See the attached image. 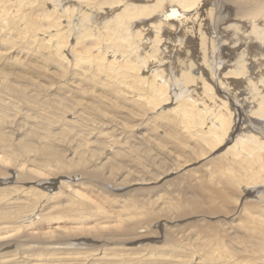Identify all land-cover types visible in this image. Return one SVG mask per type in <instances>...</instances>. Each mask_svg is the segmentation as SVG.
Returning <instances> with one entry per match:
<instances>
[{"label": "rangeland", "instance_id": "rangeland-1", "mask_svg": "<svg viewBox=\"0 0 264 264\" xmlns=\"http://www.w3.org/2000/svg\"><path fill=\"white\" fill-rule=\"evenodd\" d=\"M19 1L20 0H10L8 2L7 0H0V10L4 11V9H5V11H4V17L5 18H6V16H7V18H10L11 16L15 15V16H17V18L20 19L21 22H24V21H26V19L23 18V16L26 15V12L28 14V18H29V15H31L30 16V18H31V17H33L32 15L36 14L38 16L39 14H42L43 11L46 12L49 10L50 11L56 10L57 12L60 13V15L63 16V17H61L60 20H61V22L63 21L62 23H64L63 25L66 27V29L64 27L66 35H68L70 33L71 38L69 40V44H72L71 47L75 45V43H76L75 39H77L76 37L83 36L84 31L87 30V27H85V26H83V27H85L86 30H84L85 28L83 29L80 27L82 23L76 24L77 23L76 21L71 20V26L74 25L73 27L70 26V28H69V30L72 28L71 30H72L73 34H71V32L68 31L67 26L65 25V23L67 24V22H68L67 19L69 20V16L67 15V13L69 14L73 10V11H75L74 16H76V15H80L81 12H83L84 9H81L78 7L77 8L71 7L78 0H67V1L61 0L62 2H58L59 0H33L34 1L33 3L36 2L35 4L37 5V7H39L42 10V12H41V10H39V8L35 7V5L33 6L32 2H30V0H21L20 1L21 3ZM114 1H116V0H106L105 2L104 1H99V2H103L104 4H106V3L110 4L112 2L114 3ZM117 1H119V0H117ZM120 1L123 2L122 0H120ZM127 1H130V2L136 1V4H139L141 0H127ZM149 1H150V4L153 3L152 0H149ZM233 1H235V0H201V2L199 3L200 7L199 6L195 7V10L200 8V10L204 11L203 14L201 15V17H199V16L197 17L198 20H200V18L203 20L202 23H204L206 21H210V19H209L210 18L209 17L210 11L209 10L211 8H212L211 10L215 11L214 15L216 14V11H217V13L220 14V17H222V18L226 17L225 20H222V26L221 27L227 26L228 32L225 33L226 34V36L224 37L225 39L221 40V43L224 42V40H225V44L227 46L229 45V47H230V45L234 44L235 39H237L238 36L242 33L240 31V29L245 30L244 38H247V39H248V36H247L248 29L251 30L250 21L248 19H245V21L248 20V22L246 21L247 23L245 22L246 23L245 24L243 22L244 19L242 17H240V15L239 16L236 15V6H235V4H232ZM17 2L20 3V6H19V3H17ZM37 2H38V4H37ZM51 2L54 5L53 4L50 5L49 3H51ZM213 3H215V4H213ZM224 3L227 4V6H231V8L229 10H226L224 7L225 6ZM145 5H148V3H145ZM26 6H27V8H26ZM118 6H120V7L123 6V3H120V5L119 4L105 5L102 9V12L100 11V13L98 15L101 16V14L103 12H107L109 10H114V9H117V11H115V13H117V12H119V10L121 11L123 9V7H121L122 8L121 9ZM24 7H25V9H24ZM62 7H64V8L62 9ZM67 7L69 8V10ZM174 7H177V6H174ZM28 8L30 9L29 10L30 12L32 11L31 12L32 14L31 13L29 14L28 10L26 11V9H28ZM169 8H170V6H169ZM20 9H22V10H20ZM45 9H47V10H45ZM7 10H8V12H7ZM38 12H39V14H38ZM161 12L162 11H160L159 13L157 12V14H155V17L153 15V17H150L149 19L145 20L146 26L144 27V30L145 31L147 30L145 33H147V35H149V37H151L152 35L154 36L156 34V32H155L156 29H155L154 25L156 23H158L157 17L159 16V14ZM10 13H11V16L9 15ZM22 13L24 14L23 16L21 15ZM115 13L108 15L107 18L105 17V14L103 13L104 16L102 18L100 17V19H99L100 21L98 22V25L96 28L94 27L95 25L93 24L94 23L93 21H95L96 16L93 17L95 19H93V18L91 19L92 24L89 21L90 28H93L97 31L98 26L99 27H100V25L102 26V24H104L110 18L113 19L111 16L114 15ZM64 15H67V17H65ZM211 15H212V13H211ZM207 16H208V19H207ZM20 17H22L23 19ZM62 18H63V20H62ZM260 20L262 21L263 19L259 18L257 21H260ZM237 24L240 27H238ZM248 24H249V26H248ZM165 26L167 27V30L165 29L166 27L164 28L165 30H163L165 39L167 36L169 37L170 32L168 31V29L170 31L172 30L171 32L175 31L176 34H173L172 36H175V35H177V33H179L177 28L174 29L175 27H172V26L170 27L169 25H165ZM233 26H237L238 28H240V29H238V31L241 33H238L237 29L233 30V29H235V27H233ZM134 28L135 27H132V29H134ZM82 30H84V31L82 32ZM81 32H82V34H81ZM236 32H237V36L235 35ZM12 34H7V35H12ZM189 35H192V34L189 33ZM198 37H199L198 34L193 33L192 39L189 37L187 38V43L188 44L190 43L189 47H183L185 45L184 43L180 47L182 39L181 40L177 39L176 42H172V40H171L170 42L168 41L166 43L168 44V46L173 44V47L176 48L174 50V52H176V50L180 51V52H178L181 54L180 59H184L186 57L185 51L190 49L189 57H193V60L198 62V59H200L199 55H200V49H201V41H200V39H198ZM212 37L216 39V33L214 31L212 32ZM165 39L163 40L161 47H163V43L165 42ZM175 39H176V37H175ZM5 41L6 40H4V41L1 40V35H0V52H3L2 57L6 56V57H4L5 59L3 58V60H1V61L4 62V60H6L9 57L8 58L9 60L8 59H7L8 61L6 60L9 63L7 65L8 69L6 70V68H4V70H6L9 73L12 72V74L16 75L15 77L13 75H11L12 76L11 78L14 79L13 80V86L16 85L15 87H17V88H19L18 86H20V87L22 86L23 88H31L34 86V84H36L37 86L38 85L42 86V88L44 90L36 91L35 90L36 86H34V89H30L26 93V95H27V98L25 99L26 103H23L22 101H19L18 99H16L15 101L8 100V98H10V95H9L10 91L7 90V87L5 89V92H3V93L1 92L4 96L2 94H0V97H2V99L6 98V100L5 99L2 100V105L0 107V121H1L0 122L1 123L0 124V130L4 133L0 136V144H3L2 146L0 145L1 146L0 150L1 149L3 150V148L5 147L3 151L2 150L0 151V152H4V153H0V156L2 155L1 156L2 158H3V156L5 157V159L4 158L1 159V157H0V160L1 161L3 160L2 162L0 161V166H1L0 167V172H1L0 173V189H3L5 187H7L8 185L13 184L15 182L14 181L15 176L13 174L7 175L8 173H5L7 166L12 167L15 164L16 166L14 165L15 166L14 170H17L18 173H21V172L28 171V170L31 171L32 169H34V165L37 163L35 165L37 170L39 172L42 171V172L47 173V174L45 173V175H44L45 177L41 176L42 178H44L42 180L43 181L45 180L44 184L47 180L48 181H54L52 183H56V186H53L51 188L52 192H56L59 189L65 190V191L56 195L55 198H51L52 200L51 199L49 200L47 208L52 207L51 211H53V212H51V211L48 212V210H45L44 212H45V215L47 212V216H45V219H43L39 223H38L39 219H38V221L37 220L34 221L35 215H36L35 211H33V212L30 211L29 212L30 214L29 213L23 214L20 210H17L16 212H12L13 208L10 206L15 205L16 203H11L10 200H8V197H6V195H9L8 192H4L5 191L4 189H3V193H1V191H0V196L2 195L0 197V212L2 211L0 213V236H1V238H0V264H264V226L262 228V231H261V229L259 230L257 228V226L259 224V220H261L262 217H264V215H262V214H264V190L258 191V189L256 188V187H261L260 184H262L263 185L262 187L264 188V169L260 168L261 165L263 164L262 162H264V152L263 151H259V153L263 152V154L261 153L262 159L260 161L254 162L253 163L254 165H252V163H251V166H253L252 169H254L253 171H255V174L259 175V179H257L256 182L255 181L251 182V183H253L251 185V184H249V182H246V180H245L247 177V173H245V170L242 166L243 163L246 164V162H245L246 160H244L245 157L247 159H249L252 156L251 153H249L247 151H243V152H246L247 154L241 152L242 156H245L243 158L244 161L241 160V158H239V160L234 159V158H230L233 156H230L227 154H226V156L224 155V153L228 147V144H229V143H226V141H225V144L222 143V145L218 146L217 149L212 150V147L211 148L206 147V144L204 142H202V139L200 138V136H197L195 134H189V130L187 128L183 127L181 121L179 122L181 125H178V120L173 118V116H176V115H175V112H173L172 108L177 106V104H175L174 99H178V97H179V100H183L184 96H183V98H181L182 92L177 86H176V90H175L177 92L174 91V93H176V94L179 93L178 95H176V94L173 95L171 93V95H173V96L171 97V99L169 101L165 102L161 106H158L159 108L157 107V109L156 108L150 109V111L148 113H146L143 110L150 108V106H146V107L143 106V108H142V107H140L141 105L139 106V105L131 102V100L128 98V96L124 95V94H123L124 97L121 96L120 99L119 98H117V99H115V98L114 99L113 98H104L105 102L102 100L103 102L101 104V107L99 106L102 109H100L99 111L101 112V110H102V112L104 114H107L108 116L105 115L106 116L105 117L104 114L99 115L101 118L99 116L97 118V116L95 114L93 115V113L91 112L93 110H89V108L85 109L86 106H84V104L82 102H80V105H78L76 107V109L77 110L79 109V111L83 115L82 119L75 118L74 114H70V113L66 112V111H68V110H66V111H62V112H64V114L61 115V117L58 119V122H57V124H59V125L61 123H68L70 125V127L65 126V128L68 127L70 129L71 133L69 132L68 134H64L67 137H65L60 132V130H53L55 132L54 133L50 129V126H51L50 121L41 120V118H39V114H37V113L38 112L43 113V111H41V110L46 109V107H47V110H49V108H50L49 95H50V92H54V90H51L52 89L51 86H55L57 84V82H59V84H62V81H60V80H62L61 76H59V75L54 76L55 78H57V79H55L52 76V72H51L53 70V67L46 66V65H43V67L41 66V68H37L38 70L35 72H31L30 70L28 71V69H26V68H28L29 65L26 66V64L23 66V67H25V69H22V70L19 69L18 66L13 65L12 63L22 61L24 58H22L21 56L18 57L17 52L15 51L14 48L10 49V48L5 47L4 46ZM149 43H150V41H149ZM149 43H147V44L149 45ZM258 43L260 44L259 41H258ZM244 45H245V42L240 44V47L237 51L240 52L243 48H245L246 46H244ZM167 51H168V48H167ZM6 52H8V53H6ZM195 53H197V54H195ZM234 53L231 54V56H234ZM14 54H15V56H14ZM164 54H163L164 56L171 55V53H169V52L164 53ZM108 56H110V55H108ZM10 58H13V59H10ZM233 60H234V58L232 59V61ZM199 61H201V60H199ZM217 63L218 62L213 63L216 68L218 67V65H216ZM233 63H234V61H233ZM262 63H264V58L262 59ZM249 64H250V62L248 63L247 68L249 71H251V68H250L251 65H249ZM10 65L11 66L13 65L11 69L9 68V67H11ZM197 67H198L197 65L193 66L194 72L198 71ZM232 70H233L232 66L231 67L230 66L229 67L224 66L222 68L220 67V69L218 70V74L221 73V75L219 78H217V81L220 78L225 77L226 74L231 73L230 71H232ZM15 71H17V72L15 73ZM18 71H20L22 74H25L23 76H25L27 78L31 77L34 80L30 81V80H27L25 78H20L21 73L19 72L20 73L19 74ZM61 74H62V72H61ZM62 76H63V74H62ZM226 77H227V79H229L231 81V79H232L231 76H226ZM53 78H54V80H53ZM58 78H59V80H58ZM100 78H101V76H100ZM100 78H97L98 83L95 82V84L93 86L87 85V84H82L80 82V84L78 85V90H77L78 92L79 91L80 92L79 93L74 92L73 95H75V96L80 95L79 96L80 98H78V96H76V98L80 99L82 101L84 100L83 102L89 101L88 103L90 105H92L91 101L89 99L91 97H93V95L102 96L103 92L104 91L106 92L112 84V83H110L111 78H110V81L107 83L103 77L101 79ZM16 79H18V80H16ZM49 79H50V81H49ZM66 80H67V78H66ZM101 80L105 81L104 83H106V85L105 84L103 85L101 83L102 82ZM242 80L243 81H241V82H244L243 86H245L246 85L245 84L246 77H242ZM0 83L2 85L1 80H0ZM211 83H213V82H211ZM100 84H102V85H100ZM219 84H220L219 81L216 84V80H215V83H213V85H214L213 87L215 88V89L213 88L214 93L219 94V91L224 90V89H225V91L230 92L233 90V87H234L233 85H231L230 88H224L223 86H221V84L220 85ZM112 85H114V84H112ZM201 85L202 84L199 83L198 86L196 84H192L190 86L189 89L192 91L191 99L194 100L196 98V99L201 100V101H197L198 104L202 103L204 100L207 101L206 103H210L211 99L209 98V96H207L206 93H201V89H200V87H202ZM261 86L263 87V85H261ZM218 87L221 90H219ZM2 88L4 89L5 87H3V85H2ZM81 88H83V90ZM102 88H104V91ZM105 89H107V90H105ZM229 89H231V90H229ZM85 90H87V93L85 92ZM262 90H263V88H262ZM105 92H104V94H105ZM198 93H201L202 95H198ZM111 94L116 95V93H114V92ZM220 94L222 95L221 92H220ZM73 95L71 94V96H73ZM183 95H185V94H183ZM81 96H83V97H81ZM125 96H127V98H125ZM222 96H224V95H222ZM46 97H47V99H45ZM42 99H43V101H41ZM44 99H45V101H44ZM186 99H189V98H186ZM3 101H4V103H3ZM5 101L6 102L8 101L7 102L8 104ZM119 101H120V103H119ZM107 102H108V104H107ZM5 103L7 105H9V107ZM10 103L13 104V105H11L12 107L10 106ZM119 104H120V106H119ZM134 104L136 107L140 108L141 111H140V109L138 110L134 106ZM179 104H181V102H179ZM5 105L7 106V108ZM16 105H17V107H16ZM40 105H42L44 108ZM229 106L231 109L232 104L229 103ZM2 107H3V109H2ZM35 107H37V108H35ZM243 108L245 109L246 113L240 117V120L237 123L238 126L235 124V122H232V119H233V121L236 119L234 114H232L233 117H231V124H230V128H229L230 132L232 131V129H235V127L239 128V131L237 132L236 137H234L235 139L238 138L240 136V134H242L241 131H244L245 129H249V131L253 130L252 132H257L261 128L264 129V125H263L264 119L256 118L257 116L254 117L255 115L252 114L251 122H250V120L248 121V117H247L248 115L246 116V114H248V112L250 113L249 106L243 107ZM80 109H84V110H80ZM104 109H106V110H104ZM110 109H112V110H110ZM28 110H30V111H28ZM212 110H214V109H212ZM168 111L171 114H169ZM136 112L138 113V116L135 117V115H137V114H134V113H136ZM162 112H164V113H162ZM225 112H226V110H225ZM230 112H232V111L229 110V113ZM87 113H88V115H87ZM91 113H92V115H91L92 120H94V117H95V119L97 121L99 119L98 122L97 121L93 122L91 120V116H90ZM160 113H162V114H160ZM158 114H160V115H158ZM163 114H165V115H163ZM166 114H167V116H166ZM153 115H155V116L153 117ZM161 115H162V117H160ZM33 116H34V118H33ZM86 116H87V118H86L87 120L84 118ZM88 117L90 120L88 119ZM208 117H209V119H208ZM208 117H207V121L209 123L210 122V116H208ZM3 118H4V121H3ZM74 118H75V120L72 121V119H74ZM60 119L63 121H61ZM100 119H102L103 121ZM85 120H86V122H85ZM169 120H170V122H169ZM254 120H255V122H254ZM80 121H81V125H80ZM87 121H88V123H87ZM89 121H90V123H89ZM144 121H145V123H144ZM211 121H212V119H211ZM7 122L9 123V125ZM12 122H14V123H12ZM140 122H142V124H140ZM212 122H214V121H212ZM89 124H91V128H90ZM174 124H176V125H174ZM63 125H65V124H63ZM107 125L109 126L108 132L106 131V129H108V128H106ZM132 125H133V127H132ZM75 126H77V127H75ZM87 126H89V128ZM103 126H105V127H103ZM114 126H115V128H114ZM244 126H246V127H244ZM22 127L23 128L25 127L24 128L25 130L21 129ZM31 127H35V129L32 131L31 129H33V128H31ZM62 127H64V126H62ZM85 127L87 129H85ZM258 127H261V128L259 129ZM92 128H94V130L95 129L96 130L91 131ZM199 128L201 129L202 126L200 125ZM205 128L207 129L208 127L206 126ZM100 130H101V132H103V131L107 132L106 136H105V133L103 132L104 134H102L100 132ZM56 131H57V133H59V132L60 133L56 134ZM23 132H25V133L23 134ZM28 132H29V134H27ZM36 132L38 134H36ZM73 132H75L76 134L75 133L73 134ZM108 133H110L111 135ZM120 133H121V135H120ZM54 134L56 137L54 136ZM112 134H113L114 138L112 137ZM228 134H227V136L229 137L230 133H228ZM34 135H36V138H34L35 137ZM37 135H38V137H37ZM57 135H60V136H57ZM74 135L77 138L73 137ZM98 135H99V137H98L99 139L97 138ZM107 135L108 136L110 135V136L108 137ZM4 136L7 139L10 138L12 141L10 139H8V140L6 138L4 139ZM71 136L73 137V139ZM161 136H163V137L160 138ZM18 137L19 138L25 137V138L19 139ZM115 137H117V138L115 139ZM164 137H165V139H164ZM16 139H18L19 141H17ZM35 139H36V141H35ZM62 139H63V141H62ZM176 139H177V141H176ZM187 139H188V141H187ZM110 140L111 141L115 140L116 144L114 143L113 147L110 146V145H112L110 143L111 142ZM116 140L117 141L119 140L120 142L117 143ZM129 140H131V141H129ZM78 141H79V143L82 141L81 143L83 145L81 143L79 144ZM99 141L103 144L98 143ZM17 142H18V144H17ZM65 142H66V144H65ZM85 142H86V144H85ZM87 142H89V143H87ZM93 142H94V144H92ZM180 142L181 143L183 142V144H180ZM77 143H78V146H77ZM108 143H110V145ZM184 143L187 144V146H185ZM12 144H15V145H12ZM33 144H34V146H33ZM39 144L41 146L43 144V146L41 147ZM68 144H69L68 148H70L72 150L67 148ZM25 145H29V146L32 145L33 147L32 146H31L32 148H30L29 146L25 147ZM201 145H203V146H201ZM11 146H13V148ZM86 146H88L89 148ZM181 146H183V147H181ZM10 147H11V149H10ZM36 147L37 148L39 147L40 149H37ZM77 147L78 148L80 147L81 149L80 148L78 149ZM26 148H28V149L26 150ZM42 148L44 149V151L41 150ZM75 148H76V150H75ZM203 148H205V150L207 151V152H205V154L200 152V149L202 150ZM5 149H6V152H5ZM82 149L85 150L84 151L85 153L82 151ZM93 149H97V150H93ZM48 150H49L48 156H45L47 154L43 155V153L47 152ZM73 150L76 152H74ZM92 151H94V154H95V157H93V158H91V156L88 154ZM11 152H13V153H11ZM21 153H22V155H21ZM83 154H85V155H83ZM17 155H18V157H17ZM35 155H36V157H34ZM9 156L12 158H9ZM6 157H8L7 159L11 160V163H8L10 160H7V162L4 161V160H6ZM31 157L33 160H30ZM48 157H49V159H48ZM224 157L225 158L227 157L228 160L227 159L225 160ZM21 158H23V159H21ZM62 158H64V159L66 158V159L64 160ZM75 158H76V161H75ZM229 158L232 159V161L228 162L230 160ZM40 159L42 161H45V163H47V161H48L49 163H47V164H50V161H52L51 162L52 164H59L60 159L66 161V162L63 161V163L61 165H59V168H61V169H58V171H62L64 174H62V175L58 174L55 176H53V174L49 175V173H48L49 169L46 166L45 167L47 169L44 166H42V165H45V163L44 164L40 163L41 165L38 164L39 162H41ZM34 160H35V162H34ZM36 160H38L39 162ZM72 160H73V162H72ZM80 160H81V162H80ZM86 160H88V161H86ZM82 161L84 162V164ZM116 161H119V163L121 164L120 168L119 169L117 168V169L121 170V172H118V173L119 174L123 173V176L120 175L118 177H115L113 175V174H115V169L109 170L108 173L106 171V173L104 175L105 179L98 176V173L94 169V167H97V169H99V171L102 173L103 169H105V168H113L115 166V164L117 163ZM238 161H240V166L235 167L237 165ZM93 162L98 163L97 165L99 167L97 165H95ZM220 162H223V165ZM226 162L230 163V164H228L229 166H225L227 164ZM17 163H18V165H17ZM20 163H22V164H20ZM1 164H3L4 167ZM6 164H8V165H6ZM25 164H26V166H25ZM17 166H18V169H17ZM31 166H33V168ZM215 166H216V168H214ZM218 166H219V168H218ZM258 166H259V168L257 169ZM22 167H23V169H22ZM226 167L231 168L230 174H229V170H227ZM232 168H236V169H233V172L234 171L237 172V173L234 172L236 175H232L233 174ZM238 168H239V170H238ZM10 169H13V168H10ZM212 169H213V171H212ZM214 169H216V171ZM222 169H223V171H222ZM259 169L261 172H259ZM45 170H47V171H45ZM118 170H116V172ZM241 170L244 171L245 177L242 176ZM3 171H5V172H3ZM110 171L112 172L111 174H110ZM83 172H85L87 174L84 178L85 180L82 177ZM73 173H75L77 175L76 176H69V174H73ZM88 173H90V176L92 177L93 180L87 179V176L89 175ZM118 173H116V174H118ZM222 173L224 175L221 176ZM227 173L230 175V177L228 176ZM260 173L262 174V177H261ZM216 174H218V175L216 176ZM38 175L39 174H37V172H36L33 176H38ZM225 175L227 176V178L230 179V180L229 179L227 180V181H229V183L228 182L224 183L225 182L224 180L227 179L225 177ZM258 175H257V177H258ZM7 176H12V178H10L8 181H6L3 178H5ZM213 176L214 177L216 176V177L213 178ZM217 178H219V179H217ZM81 180H83V181H81ZM217 180H219V181L217 182ZM242 180H245L244 181L245 184L243 183ZM79 181L84 182L85 184H83ZM103 181H106V183L102 184L101 182H103ZM126 181H128V182H126ZM215 181H216V184H215ZM241 181H242V183H241ZM257 181L258 182L261 181V182H259L260 184H258ZM71 182L72 183L76 182V183L70 185ZM254 182L256 185H254ZM221 183H224V185H226L228 183V185H227L228 187H226V186L224 187V185ZM44 184H40L39 186L37 185V188L39 189L40 187H43ZM77 184H79V185H77ZM246 184H247V186H246ZM25 185L27 187L28 185H31V184L25 183ZM69 185L72 189L74 187L77 190H80L83 193L85 199L83 198V196L76 195L75 191H73L72 189H68L69 191L72 190L70 193H75V194H73V196L76 195V197H70L68 195L67 190H66V188H70ZM108 185H112V187H108ZM220 187L224 188L225 190L221 189ZM254 188L257 189V191L255 192L256 193L255 197H252V196H254V194H251V193L248 194L249 190H247V189L255 190ZM81 189L82 190L85 189L86 191L85 190L82 191ZM139 189H141V191H138ZM207 189H209V190H207ZM226 189H227V191H226ZM244 189L246 190V192ZM222 190H224V191H222ZM102 191H104L103 195H102V193H100ZM204 191L206 193H204ZM221 191L224 192V195ZM257 192H259V193H257ZM207 193H209V194L211 193V194L209 195ZM225 194H226V197H225ZM3 195L5 198L3 197ZM104 195L107 197H105ZM222 195H223V197H225V199L222 197ZM203 197H205V198L203 199ZM216 197H217V199L220 198L219 199L220 201L219 200L217 201ZM221 198L224 199V201L223 200L221 201ZM47 199H49V197ZM207 199H209V200H207ZM6 200H8L10 203H8V201H6ZM195 200H198V202H199L198 205H196V207L194 205ZM213 201H215V202H213ZM60 203H62L61 204L62 206L60 205ZM52 204H54V205H52ZM58 206H60V207H58ZM3 207H5V208H3ZM7 207L9 208V210ZM123 207H124V209H123ZM5 210H6V212H4ZM59 211L61 213H63L64 211H65L64 213H67V212L74 213L77 215L78 220H71L69 216H66L64 219L60 218V220H59V219H57V216H56V214H60ZM32 214H35V215H33L31 217V219L26 220L27 222H31L32 224L26 223V221H23V220L27 219L28 217H30ZM53 217H55V218H53ZM121 217H123V218H121ZM48 218L51 220H46ZM77 222H79L80 224ZM23 223L24 224L26 223V225L29 227H27ZM263 224H264V219H263ZM18 225L20 227L15 229V226H18ZM30 225H32V226H30ZM76 225L78 227L80 226L81 228L78 229V227ZM92 225H93V227H92ZM8 226H10V227L8 228ZM131 226L134 227V229L129 231L128 228ZM22 227L24 229H21ZM68 227L72 228L71 230L73 233H70L71 230ZM84 227H86V228H84ZM7 228L10 230L8 233L5 232L6 233L5 234L4 231L7 230ZM20 229L23 231H21ZM24 230H26V231L24 232ZM87 230L90 234L87 232ZM96 230H98V232L99 231L103 232L102 239L93 240V237H96V236H98V234H101V233L96 234L94 232ZM127 230H128V232H127ZM258 231H261V234L263 236H261V234ZM19 232H21V233L23 232V235H21ZM115 232H119L120 234L122 232L123 233L121 235H118L119 237L118 236L114 237ZM130 232H132V233H130ZM70 234L71 235L74 234V236L76 235L75 240L73 238L74 236L73 235L71 236ZM25 235H26V237H28V235L29 236L31 235L32 238L30 236V237H28L29 238L28 239L25 237ZM52 235H53V237H52ZM20 236H22V239L20 238ZM34 236H37V238ZM63 236L66 237L67 242H70V241L74 242L73 245L69 244V247H66L67 246L66 244H57L58 239H60V237H62L64 240ZM48 238H50V240ZM17 239H18V241H17ZM20 239L22 241H19ZM40 239H41V242H39ZM51 240H55V241L50 242ZM43 241H49V242H43ZM79 241H84L86 243L90 242V243L87 245H83L85 243L77 244ZM8 243H11V244L9 245ZM19 243H21V244H19ZM22 245H27V246L22 247ZM17 246L18 247L21 246L22 249H21V247L17 248ZM70 246H73L75 248H72ZM26 247H30V249H26ZM23 249L25 251L26 250L27 251L24 252ZM55 249L57 252L52 254ZM251 249H253V250H251ZM63 251H65V252H63ZM86 251H88V252H86ZM33 252H34L35 256H33V254H32ZM39 252H41L42 254L37 257L36 254H38ZM60 252H63V253H60ZM85 253L87 254V255H85L86 257L84 256ZM30 256H32V257H30ZM26 257H29V258H26ZM98 257L99 258L101 257V258L99 259ZM16 259H17V261H15Z\"/></svg>", "mask_w": 264, "mask_h": 264}, {"label": "bare ground", "instance_id": "bare-ground-1", "mask_svg": "<svg viewBox=\"0 0 264 264\" xmlns=\"http://www.w3.org/2000/svg\"><path fill=\"white\" fill-rule=\"evenodd\" d=\"M7 1L9 2L10 0H7ZM62 1L59 0L58 2H62ZM64 1H67V0H64ZM99 1H104L105 2L106 0H99ZM99 1L98 0H78L77 2H75L73 4V6H71V7H74V8L75 7L76 8L78 7V8L84 9V10H83V12L80 11L81 12L80 15H76L75 14L76 16H74V12L75 11H73V10L69 14L67 13V15L69 16V20L67 19L68 22H67V24L65 23V25L67 26L68 31H70L71 34H73L72 33V30H71L72 28L69 30V28L71 26V20L72 21H76L77 22L76 24H78V23L81 24L82 23L80 27L83 28V29L85 27H87V30H86V28L84 29L86 31L82 30V32L84 31L83 36L76 37L77 38V39H75L76 40V43H75V45L73 44L74 46H72V47H71L72 44H69V40L71 38L70 33L68 35H66V32L64 30V27L65 26L63 25L64 23H62L63 21L61 22V20H60L61 17H63V16L60 15V13L57 12L56 10H53V11L52 10L51 11L49 10V11H46V12L43 11L42 14H39V12H38L39 15L38 16L36 14H35L36 16L35 15H32L33 17H31L32 18L31 19L30 18L31 15H29V18H28V14L26 12L27 10L28 11L30 10L28 8L25 11L26 12V15L25 16H23L24 15L23 13L21 14L23 16V18L26 19V21H24V22H21L20 19L17 18V16H15V15L14 16H11V13L12 12L9 14L11 16L10 18H7L6 15H5L6 16V18H5L4 17V11H5V9H4V11L3 10H0V35H1V40H3V41L6 40L4 42V46L7 47V48H10V49L11 48H14L15 51L17 52L18 57L21 56L22 58H24L23 60L21 59L22 61L13 62V63L11 62V63L13 65L18 66V68L21 69V70L22 69H25V67H23L25 64H26V66L29 65V67L26 68V69H28V71L30 70L31 72L37 71L38 70L37 68H41V66L43 67V65L51 66V67H53V70L51 71L52 72V76L53 77L54 76H58V75L61 76V79L62 80H60V81H62V84H59V82H57V84L55 86H51L50 85L51 88H52L51 90H54V92H50V95H49L50 108H49V110H47V107H46V109L41 110V111H43V113L42 112H38L37 114H39V118H41V120H48V121H50V125H51L50 126V129H51V131H53V130H60V132L64 135V134H68L70 132V129L68 127L65 128V126H69L70 127V125L68 123H61L60 124L61 126H60L59 124H57L58 119L61 117L62 114H64V112H62V111H66V110H68L66 112H68L70 114H74V117L75 118L82 119L83 115L81 114V112L79 111V109L78 110L76 109V107L78 105H80V102H82L84 104V106H86L85 109H88L89 108V110H93L91 112L93 113V115L95 114L97 116V118H98L99 115L104 114L102 112V110H101V112L99 111L100 109H102L100 107H101L102 102L105 100L104 98H113V99L114 98L115 99L119 98L120 99L121 96H123V94H124V95H127L128 96V98L131 100V102H133V103H135V104H137L139 106L141 105L140 107H142V108H143V106H145V107L146 106H150V108H148V109H145L144 108L145 110H143L146 113H148L150 111V109H152V108H156L157 109L158 106H161L165 102L169 101L171 99V97L176 94V93H174V91L176 90V86H177L181 90V92H182V97L181 98H183V96H184V99L183 100H179V97H178V99H174L175 100V104H177V106L174 107V108H172L173 112H175V115H176V116H173V115L172 116H173V118H175L176 120H178V125H181L179 123L181 121L183 127L184 128H187L189 130V134H195L197 136H200V138L202 139V142H204L206 144V147H208V148L209 147L210 148L212 147V150L217 149L218 146H221L222 145V143L225 144V141H226V143H229V144H228V147H227L224 155L226 156V154H227V155L233 156V157H230V158H234V159H237V160H239V158H241V160H243V158L245 156H242V153H246V152H243V151H247V152L251 153L252 156L249 159H247L245 157L244 160H246L245 161L246 164L243 163L242 166H243V168L245 170V173H247V177L245 179L246 182H249V184H251V185L253 184L251 182H253V181L256 182V180L259 179V175L258 174H255V171H253L254 169H252L253 166H251V163H252V165H254L253 164L254 162L260 161L262 159V154L264 152V129L261 128V127H258L259 129L260 128L261 129L258 130L257 132H252L253 130L252 131H249V129H245L244 131H241L242 134H240V136L235 139L234 137H236V134L239 131V128L235 127V129H232L231 132H230V129L229 128H230V124H231V117H233L232 114H234V116L236 118L234 121L232 119V122H235V124L237 125V123L240 120V117L243 114L246 113L245 112V109L243 107L249 106L250 113L248 112V114H246V116L248 115L247 116L248 117V121L250 120V122H251V120H252L251 119L252 114L255 115L254 117L257 116L256 118L264 119V63H262V59L264 58V1L263 0H235V1L232 2V4H235V6H236V15L237 16L240 15V17H242L244 19V21H243L244 23L246 21L248 22V20L250 21V23H251V25H250L251 26L250 27L251 30L248 29V33H247L248 39H247V38H244V35H245V30L244 29L242 30V29L238 28V27H240V26H238V24H237L238 27L237 26H233V27H235V29H233V30H236L237 29V31H238V29H240V31L242 33L239 32V31H238V33H241L242 35L241 34L240 35L242 37L238 34L239 35L238 38L235 39L234 44L230 45V47H229V45L227 46L225 44V40H224V42L221 43V40L225 39L224 38L226 36L225 33L228 32L227 31L228 30L227 29V26L221 27L222 26V20H225L226 17H223L224 18L223 19L222 17H220V14H218L217 11H216V14L214 15V12L215 11L211 10L212 9L211 8L209 10L210 11L209 12L210 13L209 14L210 15L209 16L210 17L209 18L210 21H206V22L202 23L203 20L201 18H200V20H198L197 17L198 16L201 17V15L203 14L204 11L203 10H200V8H198V9L195 10V7L196 6H199L200 7L199 3L201 2V0H152V2H153L152 4H150V1L149 0L148 1L147 0H141L139 4H136V1L130 2V1H127V0H122L123 2H121L120 0L119 1L116 0L117 2L114 1V3L112 2L110 4H107V3L104 4L103 2H99ZM19 2H17V3H19ZM30 2H32L33 6L35 5V7H37V5L35 4L36 2L33 3L34 2L33 0H30ZM20 3H19V6H20ZM120 3H123V6H121V7H123V9L120 6H118V7H120L122 9L121 11L119 10V12L115 13V11H117V9H114V10H109L107 12H103L105 14V17L106 18L108 17V15H110L112 13H115L114 15L111 16L113 19H111V18L108 19V21H106L104 24H102L103 23L102 22L101 23L102 26L101 25H100V27L98 26V30L97 31L95 29H93V28H90L89 21L91 22L92 21L91 19L93 17H95V16H96V19L93 18V19H95V21H93L94 22L93 24L95 26L94 25L93 26L95 28L97 27L98 22L100 21L99 20L100 17L102 18L104 16L103 13L101 14V16H99L98 14L100 13V11L102 12V9H103V7L105 5H115V4H119L120 5ZM145 3H148V5H145ZM37 4H38V2H37ZM49 4L51 5L53 3L51 2ZM213 4H215V3H213ZM169 6H170V8H169ZM174 6H177V7H174ZM224 7H225L226 10H229L231 8V6H227V4H225ZM26 8H27V6H26ZM37 8H39V7H37ZM63 8L64 7H62V9ZM69 8H68V10H69ZM24 9H25V7H24ZM20 10H22V9H20ZM39 10H41V9L39 8ZM45 10H47V9H45ZM160 11H162V12L159 14V16L157 15L158 16L157 17L158 18V23H156L154 25V27L156 29V31L155 30L154 31L156 32V34L154 33L155 34L154 36L152 35L151 37H149V35H147V33H145L147 30L146 31L144 30V27L146 26L145 25L146 24L145 23V20L149 19L150 17H153V15L155 17V14H157V12L159 13ZM7 12H8V10H7ZM31 12L29 11L28 13L30 14ZM41 12H42V10H41ZM211 13H212V15H211ZM67 15H64V16L67 17ZM20 18H22V17H20ZM259 18H261L263 20L262 21L261 20L260 21H257ZM207 19H208V16H207ZM245 19H248V20L245 21ZM62 20H63V18H62ZM91 24H92V22H91ZM165 25H169L170 27L171 26L172 27H175L174 29L177 28L178 31H179V33H177L178 36L177 35L172 36L173 34H176L175 31L171 32L172 30L170 31L168 29V31L170 32V33L168 32L169 33V37L167 36L166 39H165L164 38V33H163L164 32L163 30H165V29L167 30V27ZM73 26H71V27H73ZM83 26H85V27H83ZM248 26H249V24H248ZM132 27H135V28L132 29ZM65 29H66V27H65ZM213 31L216 33V39L212 37V32ZM82 32H81V34H82ZM189 33L192 34V35H189ZM193 33L198 34V36H199L198 39H200V41H201V49H200V55H199L200 56V59H198V62L197 61H194L193 60V57H189L190 49H188L187 51H185V53H186L185 56L186 57L184 59H180L181 54L178 53L180 51L179 50L178 51L176 50V52H174V50L176 48L173 47V44L171 43L172 45H169L168 46V44L166 43L168 41L170 42L171 40H172V42H176L177 39H179V40L182 39V42L180 44V47L182 46L183 43L185 44L183 47H189L190 46L189 45L190 43L189 44L187 43V38L189 37V38L192 39ZM7 34H12V35H7ZM235 35L237 36V32H236ZM175 37H176V39H175ZM164 39H165V42L163 43V47H161V44H162V42H163ZM149 41H150V43H149ZM258 41L260 42V44L258 43ZM241 42L242 43L245 42V45L244 46H246V47L243 48L240 52H238L237 50L239 49L240 44H242ZM147 43H149L150 46ZM167 48H168V51H167ZM167 52L171 53V55L164 56L165 55L164 53H167ZM6 53H8V52H6ZM233 53H234V56H231V54H233ZM2 54H3V52H0V78H1L0 80L2 82L3 87H5V88L3 89L2 88V85L0 83V94H2L3 92H5V89L7 87V90L10 91V94H9L10 95V98H8V100L15 101L16 99H18L19 101H22L23 103H26L25 102V99L27 98L26 93L30 89H34V86H36V89H35L36 91L44 90L42 88V86H39V85L37 86L34 83H33L34 86L31 87V88H23L22 86L21 87L18 86L19 88H17V87H15L16 85L13 86V80L14 79L11 78L12 77L11 75H13L14 77L16 75L15 74H12V72L9 73V72L6 71L8 69L7 65L9 63L7 61L9 60L8 59L9 57L7 58L8 60L6 59L7 61L4 60V62H5L4 63L1 60H3V58L6 57V56L2 57ZM195 54H197V53H195ZM108 55H110V56H108ZM14 56H15V54H14ZM233 58H234V60H233L234 63L232 61ZM10 59H13V58H10ZM199 60H201V61H199ZM215 62H218L216 64V65H218L217 68L213 64ZM249 62H250L249 65H251L250 66L251 71H249L248 68H247L248 67L247 65H248ZM195 65L198 66L197 67L198 68V71H197L198 73L197 72H194L193 66H195ZM12 66L9 67V68L11 69ZM224 66H226V67H229V66L231 67L232 66L233 70L230 71L231 73L226 74V76H231L232 79L230 81L225 76L223 78H220L218 81L221 84V86H223L224 88H230L231 85H233L234 87H233V90L230 91V92L225 91V89L224 90H221L218 87V89L221 90V91H219V94H217V93H214L213 92V88H214L213 87L214 86L213 83H215V80H216V84H217V82H218L217 81V78H219L220 75H221V73L218 74V70L220 69V67L222 68ZM4 68H6V70H4ZM16 72L17 71H15V73ZM19 72L20 71H18V73ZM61 72H62L63 76H62ZM23 75H25V74H22L21 73L20 78H25V79L30 80V81H33L34 80L31 77L30 78H27V77H25ZM100 76H101V78L103 77L105 79L106 83L109 82L110 81V78H111L110 83H112L114 85L111 84L110 87L107 85L109 87V89L108 88H107L108 90L105 89V90H107L106 92L104 91V88L105 87L103 86L104 88H102V89H103V91L105 92L106 95L104 94V92H103V95L102 96H100V95H93V97H91L89 99L91 101V104L92 105H90L88 103L89 101L88 102H83L84 100L82 101L80 99H77L76 96H78V95H76V96L73 95L74 92L75 93L76 92L77 93L80 92V91L79 92L77 91L78 90V85L80 84V82L82 84H87V85L93 86L95 84V82H97V78H100ZM242 77H246V82H245L246 85L245 86H243L244 82H241V81H243L242 80ZM54 78H53V80H54ZM66 78H67V80H66ZM55 79H57V78H55ZM16 80H18V79H16ZM58 80H59V78H58ZM49 81H50V79H49ZM105 81H102L101 83L103 85L104 84L106 85V83H104ZM211 82H213V83H211ZM199 83L202 84L201 85L202 87H200L201 93H206L207 96H209V98L211 99L210 100V103H206L207 101L204 100L202 103L198 104L197 101H201V100L196 99V98L194 100L191 99V97H192V91L189 88H190V86L192 84H196L198 86ZM102 84H100V85H102ZM261 85H263V87ZM262 88H263V90H262ZM81 89L83 90V88H81ZM229 90H231V89H229ZM85 92L87 93V90H85ZM113 92L116 93V95L114 94L115 96L111 94ZM175 92H177V91H175ZM220 92L224 96H222L220 94ZM171 93L173 95H171ZM201 93H198V95H202ZM71 94L73 96H71ZM178 94L179 93H177L176 95H178ZM183 94H185V95H183ZM79 96H78V98H80ZM127 96H125V98H127ZM81 97H83V96H81ZM186 98H189V99H186ZM3 99L6 100V98H3ZM3 99H2V97H0V107L2 105V100ZM45 99H47V97ZM45 99H44V101H45ZM41 101H43V99ZM179 102H181V104H179ZM3 103H4V101H3ZM119 103H120V101H119ZM229 103L232 104V108H231L232 110L230 109ZM107 104H108V102H107ZM135 104H134V106H135ZM11 105H13V104L10 103V106ZM7 106L9 107V105H7ZM7 106H6V108H7ZM40 106H42V105H40ZM119 106H120V104H119ZM16 107H17V105H16ZM35 108H37V107H35ZM136 108L138 110L140 109L138 107H136ZM2 109H3V107H2ZM112 109H110V110H112ZM212 109H214L215 111L212 110ZM80 110H84V109H80ZM104 110H106V109H104ZM225 110H226V112H225ZM229 110L232 111V112L229 113ZM28 111H30V110H28ZM140 111H141V109H140ZM88 113H87V115H88ZM92 113L90 114V116L92 115ZM162 113H164V112H162ZM162 113H160V114H162ZM134 114H137V115H135V117L138 116V113L137 112L134 113ZM160 114H158V115H160ZM169 114H171V113L169 112ZM105 115L108 116L107 114H104V116ZM163 115H165V114H163ZM154 116L155 115H153V117ZM166 116H167V114H166ZM208 116H210V122L209 123L207 121V117ZM160 117H162V115ZM33 118H34V116H33ZM75 118L72 119V121L75 120ZM84 118L86 119L87 116L84 117ZM88 119H89V117H88ZM208 119H209V117H208ZM211 119L214 122H212ZM86 120H85V122H86ZM91 120H92V116H91ZM100 120H102V119H100ZM3 121H4V118H3ZM61 121H63V120H61ZM92 121L93 122L94 121L96 122L97 120L94 117V120H92ZM98 121H99V119H98ZM14 122H12V123H14ZM169 122H170V120H169ZM254 122H255V120H254ZM87 123H88V121H87ZM89 123H90V121H89ZM144 123H145V121H144ZM63 124H65V125H63ZM140 124H142V122H140ZM8 125H9V123H8ZM80 125H81V121H80ZM174 125H176V124H174ZM200 125L202 126L201 129L199 128ZM62 126H64V127H62ZM89 126L91 128V124H89ZM89 126H87V127L89 128ZM105 126H103V127H105ZM206 126L208 127L207 129L205 128ZM75 127H77V126H75ZM108 127L109 126L107 125L106 128H108ZM132 127H133V125H132ZM244 127H246V126H244ZM24 128L22 127L21 129H24ZM31 128H33V129H31L32 131L35 129V127H31ZM114 128H115V126H114ZM85 129H87V128L85 127ZM92 129H91V131H95L96 130V129L94 130V128H92ZM108 130H109V128L106 129L107 132H108ZM1 132L2 131L0 130V133ZM37 132H36V134H38ZM100 132H101V130H100ZM103 132H101V133L102 134L105 133V136H106L107 132H104V133ZM24 133L25 132H23V134ZM59 133H57V131H56V134H59ZM74 133L75 132H73V134ZM228 133H230V136L229 137L227 136ZM2 134H4V133L2 132L0 134V136ZM27 134H29V132ZM108 134H110V133H108ZM120 135H121V133H120ZM34 136H35L34 138H36V135H34ZM54 136H55V134H54ZM57 136H60V135H57ZM25 137H22V138H25ZM37 137H38V135H37ZM65 137H67V136H65ZM73 137H76V136L74 135ZM73 137H72V139H73ZM98 137H99V135L97 136V138ZM112 137H113V134H112ZM162 137L163 136H161L160 138H162ZM5 138L6 137L4 136V139ZM22 138H19V139H22ZM116 138L117 137H115V139ZM8 139H10V138H8ZM164 139H165V137H164ZM16 140L19 141L18 139H16ZM35 141H36V139H35ZM62 141H63V139H62ZM129 141H131V140H129ZM176 141H177V139H176ZM187 141H188V139H187ZM118 142H120V141L118 140L117 143ZM78 143H79V141H78ZM78 143H77V146H78ZM87 143H89V142H87ZM98 143L103 144L100 141ZM110 143L112 145H110ZM110 143H108V144L113 147V145L115 143V140H112ZM17 144H18V142H17ZM65 144H66V142H65ZM85 144H86V142H85ZM92 144H94V142ZM180 144H183V142L182 143L180 142ZM0 145L2 146L3 144H0ZM12 145H15V144H12ZM184 145L187 146V144H185V143H184ZM26 146H29V145H25V147ZM31 146L32 145H30L29 147L32 148L34 146V144H33L32 147ZM42 146H43V144H42ZM201 146H203V145H201ZM11 147L13 148V146H11ZM11 147H10V149H11ZM68 147H69V144H68L67 148ZM86 147H88V146H86ZM181 147H183V146H181ZM4 148H3V150H4ZM27 149L28 148H26V150ZM37 149H40V148L38 147ZM68 149H70V148H68ZM41 150L44 151L43 148ZM70 150H72V149H70ZM75 150H76V148H75ZM93 150H97V149H93ZM82 151L84 152L85 150L82 149ZM259 151H263V152H261L262 154L259 153ZM5 152H6V149H5ZM13 152H11V153H13ZM48 152H49V150L47 152H44V153L42 152V153H43V155L44 154H47L45 156H48V154H49ZM74 152H76V151H74ZM200 152H202V153L205 154V152H207V151L205 150V148H203L202 150L200 149ZM0 153H4V152H0ZM88 154L91 156V158L95 157L94 151H92V152H90ZM21 155H22V153H21ZM83 155H85V154H83ZM17 157H18V155H17ZM34 157H36V155ZM227 157L226 158L224 157L225 160L226 159L228 160ZM3 158L5 159L4 156H3ZM3 158L1 157V159H3ZM7 158L8 157H6V160H4V161L7 162V160H10V159H7ZM9 158H12V157L9 156ZM21 159H23V158H21ZM48 159H49V157H48ZM62 159H64V158H62ZM62 159H60V163L59 164H52L51 163L52 161H50V164H47V163H49L48 161H47V163H45V161H42L41 159H40L41 162H39L38 160H36V161L39 162L38 164H40V163L44 164L45 163V165H42V166H44V167L46 166L49 169L48 170L49 175L50 174H53V176H55V175H58V174H61V175L64 174L62 171H58V169H61V168H59V165H61L66 158L64 160H62ZM30 160H33L32 157H31ZM75 161H76V158H75ZM86 161H88V160H86ZM230 161H232V159H230L228 162H230ZM34 162H35V160H34ZM64 162H66V161H64ZM72 162H73V160H72ZM80 162H81V160H80ZM116 162L117 163L115 164V166L113 168H105V169H103L102 173L99 171V169H97V167H94V169L97 171L98 176L101 177V178H103V179H105L104 178V175H105L106 171L108 173L109 170H113V169H115V174H113L115 177H118L120 175L123 176V173H120V174L118 173V172H121V170H118L120 168L121 164L119 163V161H116ZM8 163H11V160ZM93 163L95 165L98 164L96 162H93ZM220 163L223 165V162H220ZM262 163L263 164L261 165L260 168H263L264 169V162H262ZM20 164H22V163H20ZM83 164H84V162H83ZM228 164H230V163H227L226 165L225 164L224 165L225 166H229ZM1 165L3 166V164H1ZM6 165H8V164H6ZM17 165H18V163H17ZM35 165H34V169H32L31 171L28 170V171H24V172H21V173H18L17 170H14L16 165L14 167L13 166L12 167L11 166H7L6 167V172L5 171H3V172L8 173L7 175L13 174L15 176V179H14L15 182L13 184L8 185L7 187H5L3 189L5 190L4 192H8V194H9V195H6L5 194L6 197H8V200H10L11 203H16L15 205H11L10 206V207L13 208V211L12 212H16L17 210H20L24 214V213H29L30 211H32V212L35 211L36 212V215L35 214H32L31 216L29 215L30 217H28L27 219H25L23 221H26L28 219H31V217L33 215H35L34 221H36V220L38 221V219H39V221H38V223H39L40 221H42L43 219H45V216H47V212H46V215H45V212L44 211L45 210H48V212H50L52 210V207L47 208V205L49 203V200L51 198H55L56 195L62 193L65 190L59 189L56 192H52L51 188L53 186H56V183H52L54 181H48L47 180L45 182V184H44V181L45 180L43 181L42 179H44V178H42L41 176H44L46 172H42L41 170H40L41 172H39L37 170V168L35 167ZM237 165L235 167H239L240 166V161L237 162ZM25 166H26V164H25ZM259 166L257 167V169L259 168ZM31 167L33 168V166H31ZM10 168H13V169H10ZM214 168H216V166ZM218 168H219V166H218ZM17 169H18V166H17ZM22 169H23V167H22ZM226 169L229 170V174H230L231 168L230 167H226ZM233 169H236V168H232V173H233L232 175H236L235 173H237V172L234 171L235 172L234 173L233 172ZM116 170H118V171L116 172ZM214 170L216 171V169H214ZM238 170H239V168H238ZM45 171H47V170H45ZM212 171H213V169H212ZM222 171H223V169H222ZM36 172L39 175L38 176H33ZM85 172H83V175H82L83 179L87 175ZM259 172H261L260 169H259ZM111 173L112 172L110 171V174ZM116 173H118V174H116ZM88 174L89 175L87 176V179L88 180H93L92 177L90 176V173H88ZM229 174H228V176L230 177ZM241 174H242L243 177H245L244 176V171H242ZM76 175L77 174H75V173L69 174V176H76ZM217 175L218 174H216V176ZM222 175H224V174L222 173L221 176ZM226 175H225V177L227 178ZM257 175H258V177H257ZM215 177L213 176V178H215ZM261 177H262V174H261ZM10 178H12V176H7V177H5L3 179L6 180V181H8ZM217 179H219V178H217ZM228 179L229 178L225 179L224 180L225 181L224 183H226V182L229 183V181H227ZM245 180H242L244 184H245V182H244ZM81 181H83V180H81ZM81 181H79V182H81ZM218 181L219 180H217V182ZM242 181H241V183H242ZM126 182H128V181H126ZM255 182H254V185H256ZM259 182H261V181H259ZM259 182H258V184H260ZM25 183H29L31 185H28L26 187ZM74 183H76V182H74ZM74 183L71 182L70 185L71 184H74ZM81 183L85 184L84 182H81ZM101 183L102 184H105L106 181H103ZM224 183H221V184L224 185ZM228 183L226 185H224V187L225 186L228 187L227 186ZM40 184H44V185H43V187H40L38 189L37 188V185L39 186ZM215 184H216V181H215ZM247 184H246V186H247ZM70 185H69V187H70ZM77 185H79V184H77ZM260 185H261V187H256L258 189V191L259 190H261V191L264 190V188L262 187L263 185L262 184H260ZM108 187H112V185H108ZM222 187H220V188L221 189H224ZM3 189H0L1 193H3ZM68 189H72V188L71 187L70 188H66V190L68 192V195L70 197H76V195H78V196H83V198H84V195H83V193L80 190H77L76 188L73 187L72 190L75 191V193H76V195L73 196V194H75V193H70L72 190L69 191ZM227 189H226V191H227ZM257 189H255V190L252 189L253 191L251 189H247V190H249L248 191V194L249 193L254 194V196H252V197H255V195H256L255 192L257 191ZM84 190H82V191H84ZM207 190H209V189H207ZM224 190H222V191H224ZM138 191H141V189H139ZM103 192L104 191H102L100 193H102V195H103L104 194ZM245 192H246V190H245ZM204 193H206V192L204 191ZM222 193L224 195V192H222ZM257 193H259V192H257ZM207 194H209V193H207ZM223 195H222V197H223ZM3 197H4V195H3ZM48 197H49V199H47ZM105 197H107V196H105ZM225 197H226V194H225ZM225 197H223V198L225 199ZM204 198L205 197H203V199ZM216 199H217V197H216ZM219 199H217V201ZM224 199L221 198V201L222 200L224 201ZM8 200H6V201H8ZM207 200H209V199H207ZM215 201H213V202H215ZM10 202L8 201V203H10ZM198 203H199L198 200H195L194 201L195 207H196V205H198ZM61 204L62 203H60V205ZM52 205H54V204H52ZM58 207H60V206H58ZM3 208H5V207H3ZM123 209H124V207H123ZM8 210H9V208H8ZM4 212H6V210ZM51 212H53V211H51ZM64 212L63 213L60 212V214H56L55 212L54 213L56 214L57 219H59V220H60V218L64 219L66 216H69L71 220H78V217H77L76 214L69 213V212L64 213ZM262 215H264V214H262ZM49 218L46 219V220H51ZM53 218H55V217H53ZM121 218H123V217H121ZM263 219H264V217H262V219L259 220V224L257 226V228L259 230L261 229V231H262V228L264 226ZM26 223H31V222H27L26 221ZM26 223L25 224L23 223V224L26 225ZM77 223H79V222H77ZM10 226H8V228ZM30 226H32V225H30ZM19 227H20L19 225L18 226H15V229H17ZM27 227H29V226H27ZM92 227H93V225H92ZM8 228H7V230L4 231V233L5 232L6 233L9 232L10 229H8ZM68 228L70 230L72 229L71 227H68ZM79 228H81V227L79 226L78 229ZM84 228H86V227H84ZM21 229H24V228L22 227ZM132 229H134V227H132V226L128 228L129 231L132 230ZM128 230H127V232H128ZM21 231H23V230H21ZM25 231L26 230H24V232ZM261 231H258V232L261 234ZM87 232H88V230H87ZM94 232L96 234L97 233H101V234H98V236L93 237V240H95V239H102L103 232H101V231L98 232V230H96ZM19 233L21 235H23V232L22 233L19 232ZM70 233H73L72 230H71ZM130 233H132V232H130ZM121 234L119 232H115L114 233V237L115 236L117 237L118 235H121ZM72 235L74 236V234H72ZM30 236L28 235V237H30ZM75 236L73 237L74 240H75ZM261 236H263V235L261 234ZM25 237H26V235H25ZM28 237H26V238H28ZM34 237L37 238V236H34ZM52 237H53V235H52ZM0 238H1V236H0ZM20 238L22 239V236H20ZM31 238H32V236H31ZM50 238H48V239L50 240ZM21 239L19 241H22ZM64 240H63L62 237H60V239H58V243L57 244H66L67 245L66 247H69V244L73 245V243H74V242H71V241L70 242H67L66 237H64ZM17 241H18V239H17ZM54 241L55 240H51L50 242H54ZM39 242H41V239L39 240ZM43 242H49V241H43ZM83 243H85V244H83ZM89 243L90 242L86 243L84 241H79L77 244L87 245ZM8 244L10 245L11 243H8ZM19 244H21V243H19ZM25 246H27V245H22V247H25ZM19 247H21V246H19ZM19 247L17 246V248H19ZM22 247H21V249H22ZM70 247L75 248L73 246H70ZM26 249H30V247H26ZM251 250H253V249H251ZM26 251L24 250V252H26ZM54 251H53L52 254H54V253L57 252L56 249ZM63 252H65V251H63ZM63 252H60V253H63ZM86 252H88V251H86ZM32 254H33V256H35L34 255V252ZM41 254L42 253L39 252L38 254H36V256L38 257ZM85 255H87V254L85 253L84 256ZM30 257H32V256H30ZM26 258H29V257H26ZM17 259L15 261H17Z\"/></svg>", "mask_w": 264, "mask_h": 264}]
</instances>
